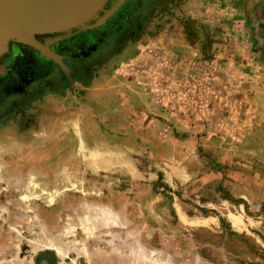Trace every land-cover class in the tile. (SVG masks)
<instances>
[{
  "label": "rangeland",
  "instance_id": "374dc122",
  "mask_svg": "<svg viewBox=\"0 0 264 264\" xmlns=\"http://www.w3.org/2000/svg\"><path fill=\"white\" fill-rule=\"evenodd\" d=\"M127 50L89 70L86 85L44 89L0 118V264H264L243 257L264 251L254 182L208 181L221 168L207 149L187 176L174 149L161 160L116 148L128 136L112 131L111 107L95 94L128 73Z\"/></svg>",
  "mask_w": 264,
  "mask_h": 264
},
{
  "label": "crops",
  "instance_id": "0c3cea01",
  "mask_svg": "<svg viewBox=\"0 0 264 264\" xmlns=\"http://www.w3.org/2000/svg\"><path fill=\"white\" fill-rule=\"evenodd\" d=\"M149 6L139 41L127 50L128 73L118 69L123 78L110 92L101 85L95 94L102 107H111L112 131L128 136L116 148L139 146L161 160L174 149L187 176H195L199 150L207 149L208 164L221 168L208 181L223 173L224 187L251 181L264 196V0H154ZM237 205L248 209L243 200ZM257 208L263 215L264 203ZM259 239L264 245V236ZM257 250L243 257L264 261L263 248Z\"/></svg>",
  "mask_w": 264,
  "mask_h": 264
},
{
  "label": "flooded vegetation",
  "instance_id": "af4514ba",
  "mask_svg": "<svg viewBox=\"0 0 264 264\" xmlns=\"http://www.w3.org/2000/svg\"><path fill=\"white\" fill-rule=\"evenodd\" d=\"M152 1L127 0L96 29L37 36L38 42L61 57L68 72L31 47L11 43L0 58L4 70L0 74V118L23 107L44 89L61 92L76 80L86 83L89 70L102 69L107 56H119L126 48L132 50ZM108 7L109 4L105 8Z\"/></svg>",
  "mask_w": 264,
  "mask_h": 264
},
{
  "label": "water",
  "instance_id": "95a60500",
  "mask_svg": "<svg viewBox=\"0 0 264 264\" xmlns=\"http://www.w3.org/2000/svg\"><path fill=\"white\" fill-rule=\"evenodd\" d=\"M127 0H0V58L11 43L31 47L65 72L61 57L36 37L103 26ZM109 4L108 8H105ZM0 67V74L3 73Z\"/></svg>",
  "mask_w": 264,
  "mask_h": 264
},
{
  "label": "trees",
  "instance_id": "16d2710c",
  "mask_svg": "<svg viewBox=\"0 0 264 264\" xmlns=\"http://www.w3.org/2000/svg\"><path fill=\"white\" fill-rule=\"evenodd\" d=\"M220 221H221V224L226 223V222H225L224 220H222V219H221ZM226 226H227V225H226Z\"/></svg>",
  "mask_w": 264,
  "mask_h": 264
},
{
  "label": "bare ground",
  "instance_id": "6f19581e",
  "mask_svg": "<svg viewBox=\"0 0 264 264\" xmlns=\"http://www.w3.org/2000/svg\"><path fill=\"white\" fill-rule=\"evenodd\" d=\"M206 220V219H205ZM56 251V250H55ZM58 251V250H57ZM59 255H61L60 253H58Z\"/></svg>",
  "mask_w": 264,
  "mask_h": 264
}]
</instances>
